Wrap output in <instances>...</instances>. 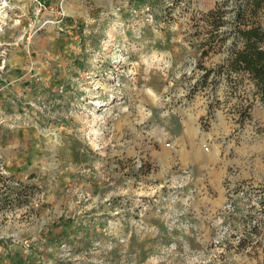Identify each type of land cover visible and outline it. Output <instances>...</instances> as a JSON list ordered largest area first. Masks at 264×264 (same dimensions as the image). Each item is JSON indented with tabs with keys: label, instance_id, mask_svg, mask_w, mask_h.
<instances>
[{
	"label": "rangeland",
	"instance_id": "374dc122",
	"mask_svg": "<svg viewBox=\"0 0 264 264\" xmlns=\"http://www.w3.org/2000/svg\"><path fill=\"white\" fill-rule=\"evenodd\" d=\"M48 1L0 7V264H264V101L205 16L236 0Z\"/></svg>",
	"mask_w": 264,
	"mask_h": 264
},
{
	"label": "trees",
	"instance_id": "16d2710c",
	"mask_svg": "<svg viewBox=\"0 0 264 264\" xmlns=\"http://www.w3.org/2000/svg\"><path fill=\"white\" fill-rule=\"evenodd\" d=\"M225 2L216 3L205 15L212 21H218L213 29L220 36L222 42L229 36L233 39L228 48V54L220 67L226 68L228 74H248L259 97L264 101V30L257 21L259 12L264 10V0H236L233 16L235 28L228 33L221 31L227 14L223 10ZM238 42H240V46H237ZM208 52H210V48L203 50L202 54L207 55ZM261 223L254 225L251 233H258Z\"/></svg>",
	"mask_w": 264,
	"mask_h": 264
},
{
	"label": "built area",
	"instance_id": "2783aa9c",
	"mask_svg": "<svg viewBox=\"0 0 264 264\" xmlns=\"http://www.w3.org/2000/svg\"><path fill=\"white\" fill-rule=\"evenodd\" d=\"M33 1V12L32 15L38 16L39 14H54L56 16L60 15L57 8V4H52L48 0H32ZM10 0H3L0 4L1 8L9 7Z\"/></svg>",
	"mask_w": 264,
	"mask_h": 264
}]
</instances>
